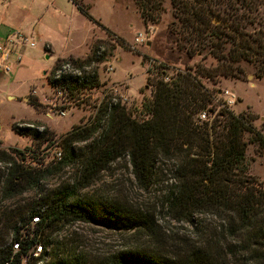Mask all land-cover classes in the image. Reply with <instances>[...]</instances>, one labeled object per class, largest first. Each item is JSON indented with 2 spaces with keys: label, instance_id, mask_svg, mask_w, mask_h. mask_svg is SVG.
Here are the masks:
<instances>
[{
  "label": "trees",
  "instance_id": "16d2710c",
  "mask_svg": "<svg viewBox=\"0 0 264 264\" xmlns=\"http://www.w3.org/2000/svg\"><path fill=\"white\" fill-rule=\"evenodd\" d=\"M70 1L92 20L82 6L75 0ZM171 3L185 27L184 34L181 33L185 42L182 48L188 55L208 48L217 63L206 66L197 62L184 71L176 70L170 80L156 79L151 97L141 105L149 115L143 120L132 118L117 98L116 102L112 98L101 101L90 127L78 131L73 128L61 137V158L52 166L27 167L0 150V164L5 168L0 175V264H17L15 256L10 260L11 242L19 240L21 229L34 215L40 217V222L34 226L33 235L41 236L44 248L51 244L50 232L60 222L108 219L128 229H148L138 211L102 196L80 199L76 186L61 187L37 205L18 203L21 194L36 190L41 180L74 159L83 162L75 184L87 187L111 162L124 157L128 158L135 178L144 186L149 185L160 160H174L176 183L165 199V209L172 218L191 224L196 214H220L223 222L220 228L225 235L241 241L239 251L248 254L250 262L264 264V191L255 186L256 180L238 173L243 170L246 148L243 134L251 133L249 141L256 143L260 150H264V137L242 115H235L229 109L219 108L210 121L197 119L198 113L215 109L214 99L219 92L205 87L200 77L212 82H217L219 76L240 78L243 76L240 61L251 62L256 76L263 75L264 33L260 12L264 13V0H171ZM159 10L156 2L143 5L140 14L143 20L147 18L155 23ZM255 24L259 27H254ZM211 37L215 41L208 43L207 38ZM101 54L94 47L92 55L82 60L60 62L57 59L48 83L71 96L81 89L96 87L99 85L96 71L87 72L84 68L99 61ZM64 64H69L79 75L70 72L56 75ZM28 104L38 106L35 100H29ZM13 128L32 138L42 139L47 134L46 128L41 131L31 127ZM87 140L81 148L74 146ZM8 200L10 204H4ZM210 239L206 238L203 247H191L186 252L166 254L147 247L128 248L103 263L89 264H215L219 251ZM65 263L87 264L80 255L70 257Z\"/></svg>",
  "mask_w": 264,
  "mask_h": 264
},
{
  "label": "rangeland",
  "instance_id": "374dc122",
  "mask_svg": "<svg viewBox=\"0 0 264 264\" xmlns=\"http://www.w3.org/2000/svg\"><path fill=\"white\" fill-rule=\"evenodd\" d=\"M75 2L92 20L81 14L71 2L55 1L53 13L48 10L43 17L50 49L45 51L34 35L24 33L32 37L34 46L17 44L15 48L21 59L12 62L10 73L0 74V150L27 167L54 165L56 161L52 157L56 150L61 149V137L73 128L78 131L90 127L101 101L112 98L116 102L119 99L132 118L143 120L149 115L141 105L144 99L151 97L156 79L163 77L170 80L176 70L184 71L197 62L206 66L217 63L216 58L208 53V48L195 55H188L182 48L185 42L181 33L184 34L185 27L177 17L171 0ZM156 2L160 5L156 22L147 18L143 20L140 14L143 5ZM16 6H9L7 0H0V11L16 18L26 30L33 28V20L43 10L33 15H22ZM260 14L264 33V13ZM212 22L217 23L215 19ZM254 27L259 26L255 24ZM139 34L144 41L135 43L134 38ZM213 41L214 37L207 38L208 43ZM94 47L102 53L100 59L91 62L84 70H95L99 85L81 89L71 96L64 89L48 83L47 78L57 59L60 62L82 60L92 55ZM13 58L11 56L10 60L13 61ZM239 65L243 75L240 78L219 76L217 82L204 77L199 79L209 89L233 93L236 102L230 111L242 115L264 137V73L257 77L251 62L240 61ZM62 72L79 75L69 64H64L56 75ZM29 100H35L38 106H31ZM13 126L37 128L38 131L46 128L47 134L42 139L32 138L19 134ZM250 136L249 132L243 134L246 148L243 170L238 173L264 185V150L250 142ZM88 142H77L74 146L81 148ZM82 163L81 159H74L61 170L46 176L36 190L21 194L18 203L37 205L47 196L52 197L61 187L76 186L80 199L102 196L118 200L131 210L138 211L144 216L148 229H128L108 219L56 223L50 232L51 244L45 247L43 264L66 262L76 255L83 256L87 264L103 263L120 251L140 247L157 249L166 254L181 253L191 247H203L208 237L213 239V247L219 251L215 264H254L248 260V254L239 251L241 241L222 231L220 214H196L193 223L189 224L173 219L166 211L165 199L176 183L173 179L174 160H160L148 186L135 178L128 158L124 157L111 162L87 187H80L75 182L80 178ZM4 170V165L0 164V175ZM8 203L9 200L4 202ZM20 233L22 237H32L33 226L26 224ZM34 239L40 240L41 236L37 235Z\"/></svg>",
  "mask_w": 264,
  "mask_h": 264
},
{
  "label": "built area",
  "instance_id": "2783aa9c",
  "mask_svg": "<svg viewBox=\"0 0 264 264\" xmlns=\"http://www.w3.org/2000/svg\"><path fill=\"white\" fill-rule=\"evenodd\" d=\"M144 39L140 36L134 38L135 43H142ZM25 44L30 47L34 46V42L31 36L25 35L20 31H15L11 34L6 35L0 40V74L10 73L12 62L16 63L21 59V54L16 50L17 44ZM11 56H14L11 61ZM214 102H216L215 109L211 112L206 113L202 111L198 113L197 119L199 121H210L216 111L219 108L231 109V106L236 102V97L233 93L228 90H221L215 95ZM61 158V150L55 151L53 160L57 161ZM256 187L264 191V185L255 184ZM40 222V217L34 215L30 218L28 225L34 226ZM32 237H22L20 235L19 240L11 242V257L10 260L15 256L17 264H43L46 256V249L43 247L41 241ZM3 264H9L5 262Z\"/></svg>",
  "mask_w": 264,
  "mask_h": 264
},
{
  "label": "crops",
  "instance_id": "0c3cea01",
  "mask_svg": "<svg viewBox=\"0 0 264 264\" xmlns=\"http://www.w3.org/2000/svg\"><path fill=\"white\" fill-rule=\"evenodd\" d=\"M55 1L58 0H19L18 2L17 0H7V4H9V6H16V3L19 4L16 7L19 8V13L21 12L22 15H33L39 10H43V12L33 20V28L26 30L25 27L20 26L16 18L7 15L6 12L4 13L3 11H0V40L8 34H11L15 31H20L22 33H30L31 35H34L37 38L38 43L42 44L43 48L46 46L48 49H50L49 44L47 45L48 42H46L48 39L44 33L45 30L43 27V17L48 12V10L53 13ZM67 1L71 2L70 0ZM17 8L15 9L16 11Z\"/></svg>",
  "mask_w": 264,
  "mask_h": 264
},
{
  "label": "water",
  "instance_id": "95a60500",
  "mask_svg": "<svg viewBox=\"0 0 264 264\" xmlns=\"http://www.w3.org/2000/svg\"><path fill=\"white\" fill-rule=\"evenodd\" d=\"M217 22V21H216ZM25 99H26V97H25Z\"/></svg>",
  "mask_w": 264,
  "mask_h": 264
}]
</instances>
